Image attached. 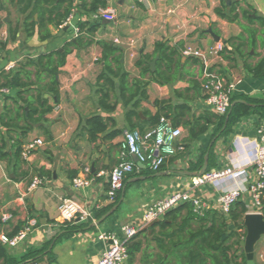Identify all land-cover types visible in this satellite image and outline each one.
Masks as SVG:
<instances>
[{
    "label": "crops",
    "instance_id": "1",
    "mask_svg": "<svg viewBox=\"0 0 264 264\" xmlns=\"http://www.w3.org/2000/svg\"><path fill=\"white\" fill-rule=\"evenodd\" d=\"M8 1H0V71L10 62H15L12 70L26 58H37L62 49L67 41H75L80 20H94L92 13L74 7L67 23L65 20L60 27L48 25L52 34L50 38L41 39L40 31L45 33L46 28L40 29L37 24L32 36L27 37L25 29L20 27L16 38L11 39L10 29L20 23L13 21L6 5ZM82 1L90 3L92 0H75V4ZM118 3L119 0H107V8L117 9ZM219 9L228 16H220ZM121 13L123 16H117L113 22L95 19L101 26L94 33L87 32V28L82 31L84 42L91 43L88 46L73 45L65 64L54 72L60 82L59 96L44 95L48 105L53 106L50 113L40 117L34 112L29 116L31 109L27 100L32 99V106L41 110L43 100H38L37 85L28 86L30 91L22 92L21 96L13 88L0 92V146H4L3 150L7 152L6 158L0 159V234L10 235L29 220H36L34 229L23 242L16 247H5L12 258L21 259L31 249L42 248L57 235L45 255L41 254L36 261L28 258L22 264H96L111 243L100 236L112 232L121 237V227L130 222H141L146 208L157 199L177 191H189L192 196L209 203L216 198L220 188L215 185L192 188V176L179 173L186 162V154L196 153L210 134L189 144L184 141L186 130L179 125L183 128L180 140L189 147L180 151L179 157L168 164L166 170L153 173L142 170L143 164L133 156L140 168L124 183L127 184L124 200L106 220L91 226L105 214L96 218V212L115 201L107 196L108 172L120 160L123 133L152 128L148 121L149 113L158 110L155 100L170 98L174 103H188L197 115L212 110L205 101L203 90V84L209 78L234 82V94L264 98V76H255L249 68L264 60V0H125ZM34 20L38 22L37 14ZM210 30L220 36L219 41L214 40ZM102 41L121 49L120 62L130 73L131 82L135 79L150 81L146 87L148 99L141 102L137 115L132 116V123L136 124L134 128L126 116L129 107L118 99V79H115V88L111 91V103L117 102L115 110L105 112L98 105L97 76L104 67ZM217 42L223 44L219 53L212 49ZM157 43L176 50L172 62H159L160 54L155 53ZM186 46L201 50L202 55H183ZM140 56L150 69L144 76L135 65ZM159 64L162 70L169 64L172 68L167 75H176V81L166 84L152 81L151 73ZM27 69L31 71L30 81L44 85L49 80L48 75H38V72L51 70L46 60L44 65L35 64ZM176 92L180 95L177 96ZM95 113L107 118L106 132L120 131L114 139L105 138L107 133H99L95 141L89 140L84 125ZM261 127H264V119L257 114L237 123L233 133L217 142L216 168H222L229 158H234L244 164L246 178L252 180L250 160L260 140L258 130ZM24 129L28 132L23 136ZM212 130L214 126L210 132ZM35 138H42L44 144L27 158L17 154L19 147L22 151L25 143ZM86 168L88 172H85ZM36 175L43 178V183L29 190ZM78 176H87L92 180L91 184L86 188L74 187L73 179ZM233 185L235 182L231 181L224 186ZM64 197L74 199L82 209L91 213V217L84 219L78 215L70 223L88 225L81 231L60 237L63 231L59 227L63 223L58 207ZM242 198L249 205L248 195L243 194ZM3 213L11 214L6 223L1 221ZM214 213L222 214L214 208H207L202 215L190 216L188 208L180 204L159 221L142 225L129 243L132 250L139 248L132 251L128 264H214L208 256L203 255L195 261L188 257L193 247L191 234L210 226ZM227 225L228 230L236 227L231 221ZM254 261L255 264H264V235L255 244Z\"/></svg>",
    "mask_w": 264,
    "mask_h": 264
},
{
    "label": "trees",
    "instance_id": "2",
    "mask_svg": "<svg viewBox=\"0 0 264 264\" xmlns=\"http://www.w3.org/2000/svg\"><path fill=\"white\" fill-rule=\"evenodd\" d=\"M2 1V0H0ZM13 5H16L19 13L23 14L22 24H17L16 27L10 29L11 39L16 38L20 27L25 29L27 37L32 36L35 32V26L39 24V28H46V32L41 34V39H47L52 36L48 25H54L55 27H60L65 20L69 18L74 7L78 8L79 11L86 13H95L99 8L107 7V0H92L90 3L82 1L81 3L75 4V0H9ZM1 7V6H0ZM218 13L222 17H227L228 15L223 13L220 9ZM38 15V22H35L34 15ZM79 32L75 41H67L62 49H57L51 51L47 54H41L37 58H26L24 62L20 64L15 69L6 71H0V88L7 89H17L18 94L21 96L22 92H28L31 88L28 86L37 85V90L39 93L38 100L41 101V110L37 107L32 106L33 100H27V104L31 111H29V116H32L34 112L39 113L40 117L43 114L50 113L53 110V106L48 105V99L44 97L46 93L53 94L54 96H59L60 82L55 76V71L63 66L66 62L67 55L71 52V47L73 45H86L88 46L91 41H85L83 39L82 31L87 28V32L94 33L101 23L97 20H80L78 22ZM92 35V34H91ZM103 47L102 61L104 62L103 70L97 76V94H98V105L105 112H112L117 106L116 103H111V91L115 88V79H118L119 94L118 99L122 101L125 107H129L126 112V116L129 122H131V127H135V123H132V116L137 115V108L143 100L148 99L147 85L150 81L135 79L133 82L130 81V73L124 68L123 64L120 62V52L121 49L114 44H110L107 41L100 42ZM155 53L160 54V61L168 60L172 62V55H175L176 50H170L163 43H157L155 46ZM46 60V65L51 67V70L44 72H38V75H48L49 80L44 84H39L37 82L30 81L31 71L27 69L31 65H44ZM135 65L140 69L141 75L144 76L150 69L146 64L144 58H140L135 62ZM171 66L166 64V69L162 70L159 67L153 75L152 81H156L159 84L173 83L176 81V75L168 77V72L171 71ZM249 68L254 72L255 76H264V60H261L255 67ZM40 79V78H39ZM39 81V80H38ZM179 96L180 92H176ZM243 99L244 102H237L232 108L230 114L219 115L213 110L207 109L200 114H195L192 107L188 103H174L172 99H157L155 100V105L158 110L150 115V120L148 121L150 127L156 126L161 118H167L171 120L172 124L175 126L183 125L187 132L184 139L187 143H192L199 139V137L209 133L210 137L195 153V158L188 162L187 169L189 171H198L205 159V155L209 152V165L207 171L217 167L216 163V145L217 142L224 138L226 139L234 131V127L243 118L257 114L261 119H264V98L253 99L247 96L233 94L231 97V102L235 100ZM230 108V109H231ZM230 111V110H229ZM214 126V130L210 132L211 127ZM85 130L88 134L89 140L95 141L98 138L99 133L104 135L107 133L105 138L114 139L119 133V130H114L111 132L107 131V118L103 117L100 113H95L91 118L87 119L85 122ZM146 131V130H144ZM143 131V132H144ZM28 132L27 129L23 130V136ZM186 148L189 147L188 144L185 145ZM4 146H0V159L4 160L7 156V152L3 150ZM17 154H21V148L17 149ZM180 155V151L175 155L168 157L163 164L160 166L158 171L166 170L168 164L177 159ZM140 168L135 163V171ZM146 169L150 173L157 172L149 168V166L143 164L142 170ZM136 175L134 172L129 174L125 179ZM121 192L118 193L115 201L105 208H101L95 214L96 218L101 217L104 213L110 210L114 205H116L121 198ZM182 206H186L190 213V216H195L193 211V205L190 202H185ZM249 211V207L246 204L244 198L239 197L237 201L232 205L228 214L218 215L213 214V222L210 226L201 229L197 233L191 234V246L192 249L188 253V257L191 260H196L201 256H208L212 259L214 264H247L246 255L241 250V241L245 237V226L243 224V218L245 214ZM260 212L264 216V196L262 197V206ZM230 220L234 222L235 229L228 230L227 222ZM88 224L76 225L74 223L67 222L59 227L60 231L63 233L60 235L67 236L77 231L83 230ZM58 231V232H60ZM17 232V231H16ZM16 232L10 234L14 235ZM226 233L227 236L224 238L223 234ZM54 238L47 241L42 248L31 249L26 255L21 259L12 258L5 246H0V264H22L28 258H32L34 261L39 259V256L45 255L44 253L50 248V246L55 242ZM59 238V237H58ZM233 239L232 242L230 240ZM128 242V252L129 256L132 255V251H136L138 247H132ZM197 249V253L196 250ZM50 253V252H48ZM204 261V260H203Z\"/></svg>",
    "mask_w": 264,
    "mask_h": 264
},
{
    "label": "built area",
    "instance_id": "3",
    "mask_svg": "<svg viewBox=\"0 0 264 264\" xmlns=\"http://www.w3.org/2000/svg\"><path fill=\"white\" fill-rule=\"evenodd\" d=\"M146 1V0H140ZM94 19H104L113 22L117 18L116 8H99L92 14ZM69 20V18H68ZM66 21V23L68 22ZM215 53L223 50V44L217 42L212 48ZM185 56H201L202 52L192 46H186L183 51ZM15 66V62H10L5 70H10ZM236 89L234 82L225 79L209 78L203 84L205 101L210 108L219 115H226L232 105L231 97ZM9 89L0 88V92H7ZM260 140L254 149L252 159L250 160L253 168V178H246L247 171L244 164L234 158H229V162L222 168H214L206 171L201 176L192 177V188H198L205 185H215L219 194L211 202H206L201 198L192 196L189 191L172 192L151 203L145 210L141 222L126 223L121 227L122 235L117 236L115 233H103L100 237L110 240L111 243L104 250L96 264H128L129 252L128 242L131 241L141 230L142 225L160 220L169 211L176 206L185 202L193 205V211L202 215L204 209L214 208L222 214H228L232 205L243 194L248 195V213L260 212L262 206V197L264 196V127L259 128ZM183 128L172 124L171 120L161 118L160 122L144 131L126 130L120 141V160L108 172L109 187L107 196L114 201L118 193L124 187V181L127 176L135 171V163L132 159L136 156L137 161L149 166L154 171H158L163 162L177 152L184 150L185 144L181 142ZM44 144L42 138L29 140L23 146L21 154L23 157H29L38 146ZM88 168L85 172H88ZM235 182L233 186L224 185L228 182ZM92 180L87 176H78L73 179V185L76 188H86ZM43 183V178L36 175L29 184V190H33ZM60 222H72L80 215L81 218L91 217V213L82 209L77 202L70 198H62L59 207ZM11 214L3 213L2 222H8ZM36 220H29L14 235L6 233L0 234V246L16 247L23 242L28 234L34 229Z\"/></svg>",
    "mask_w": 264,
    "mask_h": 264
},
{
    "label": "water",
    "instance_id": "4",
    "mask_svg": "<svg viewBox=\"0 0 264 264\" xmlns=\"http://www.w3.org/2000/svg\"><path fill=\"white\" fill-rule=\"evenodd\" d=\"M125 0H119L118 6H117V16L122 17V5L124 4ZM105 22V21H104ZM210 33L214 37L215 41L220 40V36L214 34L211 30ZM151 67H153V62L150 63ZM237 102H243V100H235L231 107H233ZM232 108L229 111V114L231 112ZM134 158L137 160L136 156ZM209 165V152L206 153L204 162L201 166V168L198 171H189V170H182L179 171V173L187 175V176H201L203 175ZM164 173V172H163ZM131 181V180H129ZM127 184L124 185L122 189V197L121 201L115 205L111 210H109L107 213H105L101 218H99L96 222L92 223L91 226H96L106 220L111 214H113L117 208L121 205L122 201L124 200L125 196V189H126ZM159 220H154L153 222H157ZM230 222V220H228ZM243 224L245 226V237L241 241V251L245 253L246 259H247V264H255L254 261V256H255V244L259 241L262 235H264V216L261 212H252V213H247L245 214L243 218ZM233 228L234 226L231 225ZM227 236L226 233L223 234V237L225 238Z\"/></svg>",
    "mask_w": 264,
    "mask_h": 264
},
{
    "label": "rangeland",
    "instance_id": "5",
    "mask_svg": "<svg viewBox=\"0 0 264 264\" xmlns=\"http://www.w3.org/2000/svg\"><path fill=\"white\" fill-rule=\"evenodd\" d=\"M6 5L8 8V11L10 12V15L12 16L13 21L16 22L18 20L17 23H20L21 25L24 15L19 13L18 9L10 1H8ZM185 157H186V162L183 165V169L181 170H186V168L188 167V160L195 158V153L188 152V154H186Z\"/></svg>",
    "mask_w": 264,
    "mask_h": 264
}]
</instances>
